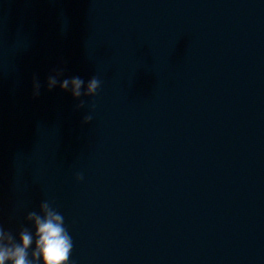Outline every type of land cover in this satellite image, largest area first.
<instances>
[{"label": "clouds", "instance_id": "clouds-1", "mask_svg": "<svg viewBox=\"0 0 264 264\" xmlns=\"http://www.w3.org/2000/svg\"><path fill=\"white\" fill-rule=\"evenodd\" d=\"M62 73L58 72L48 78L47 86L51 91L59 84L61 91H70L73 99L94 97L101 87V80L94 76L85 87V81L80 77L59 80ZM34 96L39 95L40 84L34 78ZM83 89V91H82ZM77 109L85 107V101L80 100ZM89 105V112L83 118L84 124L93 120ZM75 179H84L82 173H77ZM26 221L32 228L22 227L18 233L5 230L0 224V264H70L73 250V239L65 226V220L52 203L45 200L39 206V212L30 211Z\"/></svg>", "mask_w": 264, "mask_h": 264}]
</instances>
